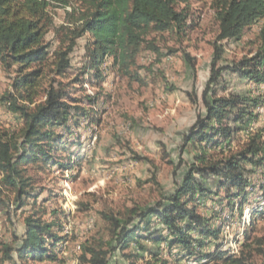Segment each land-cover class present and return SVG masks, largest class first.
Wrapping results in <instances>:
<instances>
[{
	"label": "rangeland",
	"instance_id": "rangeland-1",
	"mask_svg": "<svg viewBox=\"0 0 264 264\" xmlns=\"http://www.w3.org/2000/svg\"><path fill=\"white\" fill-rule=\"evenodd\" d=\"M217 1L182 4L189 14L186 34L150 30L126 66L116 61L115 49L96 69L95 39L86 32L76 39L70 67L64 75H57L51 65L56 51L66 49L84 24L88 3L51 0L45 36L50 53L45 63L35 65L43 69L37 101L46 99V90L52 85L62 89L69 120L66 125L52 127L60 140L51 160L37 155L30 165V194L24 197V207L19 206L15 190L0 184V242L19 246L26 230L25 218L36 213L45 222L56 223L54 230L63 240L52 246L55 260H29V264H82L83 243L89 238H110L111 226L103 212L126 219L123 216L127 217L131 208L167 204V198L176 193L190 166L197 162L202 146L186 143L184 137L199 118L207 116L204 92L212 76L219 33ZM263 24L260 21L247 28L240 39L218 43L223 54L216 68L223 70L208 94L210 98L214 90L221 97L259 99L257 106L249 102L229 111L225 124L242 130L235 131L225 144V155L242 150L256 133L262 135L263 150L256 157L258 163L242 162V185H233L225 175H209L203 180L206 192L197 201V211L210 218L212 228L218 230L208 238L211 243L204 251L220 247L239 256L250 245L254 251L251 264H264V84L233 68L257 53ZM16 76L17 66L8 68L0 61V135L23 127L8 104V98L15 95ZM240 110L246 115L235 121ZM217 153L216 149L210 152L219 160L222 157ZM152 221L162 226L156 217ZM144 244L148 249L139 250L133 244L126 251L115 250L109 254V264L156 263L153 255L159 251L158 245L151 240ZM160 247L171 264H177L172 261L174 256L181 264H194L190 259L196 257L182 256L179 247L171 249L173 252L166 243ZM201 264L217 263L206 260Z\"/></svg>",
	"mask_w": 264,
	"mask_h": 264
},
{
	"label": "trees",
	"instance_id": "trees-1",
	"mask_svg": "<svg viewBox=\"0 0 264 264\" xmlns=\"http://www.w3.org/2000/svg\"><path fill=\"white\" fill-rule=\"evenodd\" d=\"M85 1L88 3V13L83 18L84 24L74 32L66 49L56 51L51 64L57 75H64L70 67V53L76 45V39L86 32L95 39L94 67L99 69L106 56L115 49L118 52L116 61L123 66L128 65V60L134 57L136 49L145 41L150 30L180 35H185L188 30L189 14L181 6L189 0ZM50 5L51 0H0V61L8 68L17 66L13 83L15 95L8 98V104L23 123L19 131L0 135V184L16 191L21 208L26 204L24 197L30 194V165L37 155L44 157L47 162L51 160V152L60 140V135L52 127L66 125L69 120L62 89L52 85L46 90V99L37 101L43 69L35 65L45 63L50 53V45L45 43L50 24L47 8ZM215 9L219 33L212 76L204 92L207 116L199 118L184 137L186 143L202 145L197 162L190 166L176 193L167 198V204L161 202L146 209L131 208L128 216H123L126 219L103 212V218L111 226L110 238L108 241L89 238L83 243L80 256L82 264H109L110 253L117 249L126 251L133 244L139 250H146L148 248L144 240H151L158 245L159 251L153 255L157 264H171L160 251L162 243H166L169 252L179 247L182 256L198 258L190 259L194 264L206 260L207 263L217 264H251L254 251L249 248L250 245H246L239 256L229 255L227 250L222 251L220 247L212 252L204 251L211 243L208 238L217 235L218 230L212 228L210 218L197 211V201L200 194L206 192L203 180L209 175H225L233 185H242L245 182L241 172L242 162L258 163L256 157L263 150L262 135L256 133L242 150L225 155V144L235 131L242 130L225 124L229 111L249 102L257 106L259 99L248 100L237 95L221 97L214 90L210 98L208 94L212 90L211 84L219 79L223 70L216 68L223 54V47L218 43L240 39L247 28L264 22V0H218ZM259 39L261 45L257 53L245 58L233 69L258 84H264V24ZM240 111L241 116H237L235 121L246 115L245 111ZM213 149L222 158L214 159L210 154ZM153 217L159 219L162 226L156 225L152 221ZM24 222L26 230L19 246L0 242V264L55 260L52 246L55 248L63 240L54 230L56 223L45 222L36 213L28 215ZM193 232L198 235L193 236ZM49 241H52L51 245ZM172 261L181 264L177 256Z\"/></svg>",
	"mask_w": 264,
	"mask_h": 264
},
{
	"label": "bare ground",
	"instance_id": "bare-ground-1",
	"mask_svg": "<svg viewBox=\"0 0 264 264\" xmlns=\"http://www.w3.org/2000/svg\"><path fill=\"white\" fill-rule=\"evenodd\" d=\"M250 130V129H249ZM255 130V129H254Z\"/></svg>",
	"mask_w": 264,
	"mask_h": 264
},
{
	"label": "built area",
	"instance_id": "built-area-1",
	"mask_svg": "<svg viewBox=\"0 0 264 264\" xmlns=\"http://www.w3.org/2000/svg\"><path fill=\"white\" fill-rule=\"evenodd\" d=\"M198 264H200V263H198Z\"/></svg>",
	"mask_w": 264,
	"mask_h": 264
}]
</instances>
